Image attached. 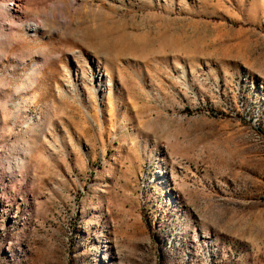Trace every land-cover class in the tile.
<instances>
[{"label": "rangeland", "instance_id": "374dc122", "mask_svg": "<svg viewBox=\"0 0 264 264\" xmlns=\"http://www.w3.org/2000/svg\"><path fill=\"white\" fill-rule=\"evenodd\" d=\"M0 264H264V0H0Z\"/></svg>", "mask_w": 264, "mask_h": 264}]
</instances>
